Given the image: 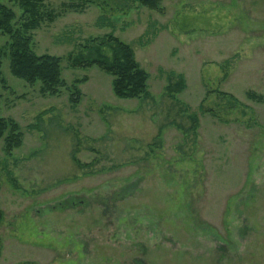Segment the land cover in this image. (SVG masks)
I'll list each match as a JSON object with an SVG mask.
<instances>
[{"label": "rangeland", "instance_id": "1", "mask_svg": "<svg viewBox=\"0 0 264 264\" xmlns=\"http://www.w3.org/2000/svg\"><path fill=\"white\" fill-rule=\"evenodd\" d=\"M0 3L16 27L22 10ZM43 9L60 16L28 35L61 58L58 94L11 73L0 32V117L23 134L11 152L0 138V264H264V0ZM109 34L149 74L145 96L119 98L112 75L72 66Z\"/></svg>", "mask_w": 264, "mask_h": 264}, {"label": "trees", "instance_id": "2", "mask_svg": "<svg viewBox=\"0 0 264 264\" xmlns=\"http://www.w3.org/2000/svg\"><path fill=\"white\" fill-rule=\"evenodd\" d=\"M18 4L22 10L20 21L15 27L16 13L8 6L0 3V32L9 36L8 44L11 73L30 84L41 83L43 94L56 95L65 86L62 78L61 58L49 54L38 55L32 49V39L28 33L39 28L44 22H53L60 13L44 11L45 0H8ZM151 9H158L161 0H139ZM85 4L71 6L74 11H81ZM6 52L0 50V69L2 56ZM73 67L97 66L112 75L113 90L116 96L123 99L139 98L148 92L149 74L136 61L133 49L129 44L109 34L101 39L91 40L82 45L79 51L70 56ZM0 83L5 80L0 71ZM177 91L185 88V81L179 77ZM81 93L74 88L70 101L77 104ZM6 135V136H5ZM5 136V149L11 152L20 147L23 134L18 124L10 119L0 117V138Z\"/></svg>", "mask_w": 264, "mask_h": 264}]
</instances>
